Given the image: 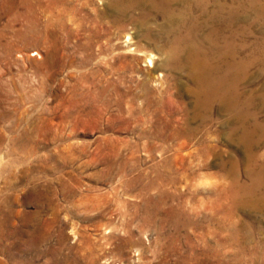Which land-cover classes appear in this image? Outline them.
Returning a JSON list of instances; mask_svg holds the SVG:
<instances>
[{"label": "rangeland", "instance_id": "obj_1", "mask_svg": "<svg viewBox=\"0 0 264 264\" xmlns=\"http://www.w3.org/2000/svg\"><path fill=\"white\" fill-rule=\"evenodd\" d=\"M110 3L0 0V264H264V142L250 162L218 113L186 135L179 86L135 53L166 54ZM250 32L264 123V20Z\"/></svg>", "mask_w": 264, "mask_h": 264}, {"label": "bare ground", "instance_id": "obj_2", "mask_svg": "<svg viewBox=\"0 0 264 264\" xmlns=\"http://www.w3.org/2000/svg\"><path fill=\"white\" fill-rule=\"evenodd\" d=\"M136 9L141 14L135 21L145 27L146 43L154 42L166 56L159 65L157 54L145 52L146 44L140 45L144 51L130 50L137 51V60L145 62L151 75L162 67L169 70L170 76L164 72L158 76L171 77L180 88L183 132L195 135L202 127L210 128L218 113L226 118L223 129L232 139L238 136L237 142L249 152L248 160L254 162V151L264 142V123L255 111L254 96L245 90L251 63L243 52L251 28L264 20V0H111L108 7L112 22L121 28ZM150 21L160 30L147 27ZM133 40L129 35L126 42ZM151 75L150 79L157 77ZM150 79L145 78L141 95L147 101ZM237 185L232 188L235 192L240 190Z\"/></svg>", "mask_w": 264, "mask_h": 264}]
</instances>
